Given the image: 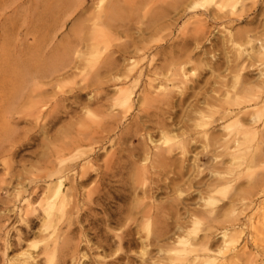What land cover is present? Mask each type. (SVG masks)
I'll return each mask as SVG.
<instances>
[{
  "label": "rangeland",
  "instance_id": "374dc122",
  "mask_svg": "<svg viewBox=\"0 0 264 264\" xmlns=\"http://www.w3.org/2000/svg\"><path fill=\"white\" fill-rule=\"evenodd\" d=\"M220 2L0 0V264H23L26 258V264H172L169 258L183 248L174 242L179 236L200 253L208 248L209 264H264V160L241 169L237 178L228 175L231 159L219 142L235 117L214 113L206 126L199 117L220 110L222 84L231 85L239 74L245 85L257 88L264 65H250L249 56H258L264 38V0H238L233 14ZM237 55L247 67L231 71ZM106 60L117 71L100 70ZM137 62L132 79L125 80L128 66ZM62 64L68 68L50 75ZM150 65L157 73H165L162 65L182 68L184 83L168 87L173 99L186 90L191 103L188 98L173 108L156 100L142 103L147 78L136 75ZM95 68L102 72L93 78ZM117 86L132 91L126 112L114 99ZM206 96L217 100L206 104ZM192 103L201 109L193 111ZM120 112L122 119H113ZM174 119H181L178 138L185 149H175L169 164L153 172L150 154L138 149L153 147L160 137L158 122L170 126L178 123ZM131 122L138 127L125 142L122 133ZM240 123L247 120L241 117ZM94 131L103 132L104 141L75 147ZM86 155L93 162L89 179L78 186L65 216L46 224L43 189ZM49 162L63 172L47 176ZM140 166L150 170L138 174ZM142 208L154 214L143 218ZM51 210L58 212L55 206ZM147 223L164 236L147 239ZM223 231L235 237L234 250L226 251Z\"/></svg>",
  "mask_w": 264,
  "mask_h": 264
},
{
  "label": "bare ground",
  "instance_id": "6f19581e",
  "mask_svg": "<svg viewBox=\"0 0 264 264\" xmlns=\"http://www.w3.org/2000/svg\"><path fill=\"white\" fill-rule=\"evenodd\" d=\"M220 1H221L220 2L221 5L225 4L227 7H229L230 12H228V14L234 13V8H235L238 0H220ZM261 34L264 35V33H261ZM258 40H259V38H258ZM259 42L260 43L258 46V50L256 51V52H258V56H256V53H255L254 54L255 57L252 55V57L249 56L251 59L248 57L250 60L247 58L249 60L250 65H254V64H257L260 66L264 65V38H262ZM239 57L240 56L237 55L236 57H234V60L232 59L233 60L232 65L228 64L229 67H231V68H229V69H231V71L232 70L234 71L237 68V66H239V70H243V69H245V67H247L246 66L247 64H243V62L239 63V60H238ZM133 63L135 64L136 62H133ZM133 63H131V66H128L129 67L128 70L125 69V70H127L126 74L124 75L125 80L126 79L128 80L129 78H131L134 74L132 72L133 71L135 72L134 69H137L136 67H138L137 66L138 62L136 65H134ZM116 65H117V63H116ZM68 66H70V65H68ZM162 66H166V65H162ZM162 66H161V69H163V72H165V73H162V70L160 71L161 73L160 72L157 73V71H158L157 66H151V68L147 67L146 69H143L139 66L141 69L139 68V70L137 71L136 77L140 78V76H146V78H147L144 81V87H143L144 90H146L147 92L146 93L143 92V94L140 95L139 99L142 101V103H147V102L149 103V102H152V100L153 101L156 100L160 103V105H165L167 107L173 108V106L175 104L177 106H180L181 103H183L185 101V99H187L189 97V93L185 90L182 93V98L173 99V98H175L174 97L175 93H173L174 91H172V89H169L168 86L169 85L174 86L175 83H176V85H178L179 83H184V80L186 79V72L180 67H174V66L170 67L171 65L170 66L167 65L165 68L164 67L162 68ZM66 67H67L66 64L65 65L62 64L59 67H55L50 75L59 74V72L64 71L66 69ZM99 68H100V70L102 69L104 73H106L108 71L110 72L112 70L114 71L116 69L113 61H108V60H106V62H104V64L101 65ZM118 68H119V66H118ZM142 69L144 71H142ZM227 69H228V67H227ZM95 70H97V73L95 72L96 74L93 78L97 77L99 74L101 75V72H102V71H99L98 68L97 69L95 68ZM115 71H117V69ZM260 71L262 73L259 74V78H258V80H256V83H255L257 88H252V87H250L251 85L250 86L245 85L244 84L245 82L243 83V80L239 79V75H240L239 74L236 77V79L234 81H232L233 83L231 85H228L227 82H226V84H224V83L222 84L221 87H225V88H224V99H223V102H221V104H220V110L210 111V113L207 116H205V114L199 115L200 120H201L200 125H202V126H206V125L210 124V122L206 118L212 117V115L214 113H219V114L221 113L220 118L235 117V121L233 123L234 125L233 124H226L227 132L225 135V139L221 143L219 142V146L223 147V149L226 150L225 154L228 155L231 159V163L227 167L226 173L228 175H232L235 178L239 177V173H240L241 169H244V168L250 169V168L254 167L255 165L256 166L259 165L257 163L258 161L264 160V146H262V143H264V139H262V137H264V136H262V135H264V134H262V133H264V67H262ZM156 74L157 75L162 74L163 76L156 77ZM54 79H56V77ZM141 79H142V77H141ZM94 80H96V79H94ZM122 80H123V77H122ZM133 80H134V78H133ZM86 81L89 82L88 80H86ZM154 81H156V82L154 83ZM86 85H87V83H86ZM115 94L116 95H115L114 99L116 101V104L119 105L120 107H123L121 112H126L127 110H129V108H131V106L133 105V101H134L130 87L117 86V89L115 90ZM189 98H188V101H189ZM212 98L214 100H217V98H215L214 96L213 97L212 96L211 97L206 96L205 97V103L206 104L212 103L211 102ZM219 101H220V99H219ZM191 108L193 111H196L199 108L201 109V107L196 103H192ZM31 112H30V114H31ZM35 112H37V111H35ZM121 112L113 115V119L121 120L123 117ZM186 114H188V113H186ZM241 117L243 118V120H245V121L247 120V124L240 123ZM174 120H178L177 121L178 123H175L174 121L172 123V120H171L172 124H170V126L165 121H162V120L159 121L158 120L159 121L158 126L156 125L157 129L160 131V137H159L158 141H156V143L153 145V147L151 146L150 149H148V147H142V148L138 149L139 151L142 150L143 152L150 154L151 165H152V166L151 165L150 166L153 169V172H154V169H156V167H161L163 165L167 166V163L169 164V162H167V161H169L168 159H170L169 157H171V155H172L171 153H173V151L175 149H180L181 151H184V149H185V140L178 138L180 134L182 135V133H180V130H182V127L180 126L181 119L180 120L174 119ZM189 126L187 127L185 125L184 127H185V129L191 130ZM137 127H138V122H131L128 125L127 131L122 133L123 141L126 142L127 141V138H126L127 135L130 134L131 131L133 129H136ZM102 130L104 131L105 129H102ZM106 131H108V130H105V132ZM96 133H97V131L91 132L87 137L80 139L77 142L75 147L77 148V146L79 147V146L86 145V144L98 143L101 140H103V138H104L103 132H100L99 135L98 134L96 135ZM204 134L206 135L207 133L204 132ZM2 140H4V139H2ZM215 143H217V142H215ZM70 150L71 149H69V151ZM214 150H216V149H214ZM91 151L93 152V154H91V155H93V157L99 156V153L97 151H94L93 149ZM87 157H89V156L86 155V157H85L86 161L85 162L74 163V164H70V165L66 166L65 169L67 170V172H65V174H63V175H58L55 183L54 182L49 183L46 186V188L43 189L41 201H44L45 203H47L48 207H49V210H48V207H47V210L46 209L43 210V216H44V220H45L46 224L51 225V224H53V222H56V219L59 220L65 216L64 210L66 209L67 204L69 202L73 201V198L75 197V195L77 194V191L79 190L78 186L83 185L89 179L90 168H92L93 162H92V159L90 160ZM105 161H108V160H105ZM262 163H264V162H262ZM48 164H49V174H47V176L57 175L59 172H61V171L63 172V170H61L58 167H57V169H54L53 168L55 166L54 163L49 162ZM165 166H163V167H165ZM148 167L140 166L139 169L137 170L138 174L145 175L150 170ZM243 172H244V170H243ZM244 173H246V172H244ZM261 174H264V173H261ZM262 178H264V177H262ZM257 179H258V184H259V180H262V179L261 178L259 179V175H258V178L256 176V180ZM230 180L231 179L226 178V182H229ZM253 181H254V179H253ZM174 182H175V180H172V183L176 184V182L175 183ZM210 182H212V181H210ZM262 182H264V180H262ZM253 183L251 185H253ZM66 184H67V186H66ZM143 185H145L144 182H143ZM206 186H208V185H206ZM254 187H257V186H254ZM250 188H253V186H251ZM142 189H144V188H142ZM146 190L144 189V192ZM211 190H212V188H210V191ZM245 192H247V191H245ZM146 193L147 192H145L144 194H146ZM31 194H33L34 196L38 195V188L33 189ZM123 196L126 198L125 195H123ZM209 197L210 196H208V198ZM207 199H206V201H207ZM208 200H209V202H212L210 200V198ZM29 205H30V202L27 201V205L25 208L26 213H28L30 210V208L28 207ZM53 206H55L57 208V211H58L57 213L51 212L52 211L51 209L53 208ZM145 206L143 208H145ZM157 206L158 205H156V208H159V206L158 207ZM163 207H165V206H163ZM143 208L139 211V213L141 214V217L149 219L151 217V214L153 213L152 209L151 208L143 209ZM192 215H193V212H190V214L188 216H190V218H191V217H193ZM262 215H264V214H262ZM262 217H264V216H262ZM182 224L183 223L180 220H177V226L178 227H181ZM260 224H261L260 226H264V220H262V222L260 220ZM260 226H259V229L261 228ZM145 229H147V231H146V238L147 239L152 238V239L156 240V239H161L162 236H164V234L161 232L155 233L154 231H152V228L149 227V223H147V227L145 226ZM255 232H256V229H255ZM221 236H223L225 239L224 240V242H225L224 246L226 247V251L234 250V248L232 246H234L235 237L232 235H228L224 231L222 232ZM174 242L177 245H182L183 248L177 249L178 253L175 254V257L169 258V260L172 264H209V261L207 260V256H206V251L208 250V248H203L202 250H200L201 251V253H200L198 249L194 248L195 245L193 247H191V245H193V244H191V242H189V239L185 238V236H179L178 239L174 240ZM262 243H264V240H262ZM262 243H260V248L262 249V251H264V244H262ZM25 254L22 253L21 257L24 256ZM29 255L30 254H28L27 257H30ZM25 256L23 257V259L25 258ZM234 256L235 257L238 256L237 252L234 253ZM17 257H15V258H17ZM19 258H20V256L17 259H19ZM17 259H15V260L17 261ZM28 259L26 258V260H23L22 263L23 262L25 263V261L27 263ZM20 264H21V262H20ZM153 264H158V263L153 261Z\"/></svg>",
  "mask_w": 264,
  "mask_h": 264
}]
</instances>
